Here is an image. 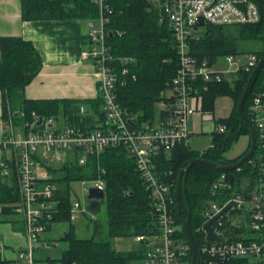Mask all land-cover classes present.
Returning <instances> with one entry per match:
<instances>
[{
	"label": "built area",
	"instance_id": "built-area-1",
	"mask_svg": "<svg viewBox=\"0 0 264 264\" xmlns=\"http://www.w3.org/2000/svg\"><path fill=\"white\" fill-rule=\"evenodd\" d=\"M146 1L157 3L161 21H167L172 30L178 56L175 76L167 93H162L166 97L162 102L163 117L137 123V116L130 115L117 100V87L125 85L129 78L135 79L130 73L135 59L111 55L107 36L112 32L106 27L111 10L105 0H92L99 14L96 19L87 20L88 48L82 53L93 64L102 96V117L94 116L95 127L71 126L35 112L31 113V120L25 121L26 113L21 108L11 110L7 106L0 137V169L3 178L16 182L18 200L14 213L23 224L25 236L24 246L17 255L19 260L33 264V252L58 211L57 186L51 182L49 169L56 164L64 167L71 161L85 167L89 157L98 159L105 149L121 146L133 161L150 205L147 231L134 237L142 257L132 264L191 263L190 244L174 216L175 180L171 178L172 171L162 167L161 159L170 160L177 146L190 148L188 118L194 112H202L201 88L207 91L212 83L232 84L239 72H250L259 59L247 52L217 56L210 62L197 59L190 45L199 40L207 26L258 23L260 9L252 0ZM248 113L256 131L257 146L244 163L256 168L255 183L250 186L251 178H244L239 191L226 173H221L209 184V199L201 209L202 223L195 227L199 238L196 264H264V90L253 95ZM214 131L225 133L226 126L217 123ZM96 166L93 178L78 180L81 196L86 197L88 206L93 200L88 199L90 188L105 193V170L98 161ZM240 168L235 170L238 172ZM230 202L234 204L204 228ZM87 208L78 200L73 201L71 221L78 212L82 215L88 212L89 220L94 221L95 212Z\"/></svg>",
	"mask_w": 264,
	"mask_h": 264
},
{
	"label": "trees",
	"instance_id": "trees-1",
	"mask_svg": "<svg viewBox=\"0 0 264 264\" xmlns=\"http://www.w3.org/2000/svg\"><path fill=\"white\" fill-rule=\"evenodd\" d=\"M21 17L24 21L33 20H89L98 17L99 8L92 0H20ZM111 10L107 30V45L114 57H133L135 64L125 85L117 87V100L130 115L137 116L138 122H154L163 117L162 108L157 110L155 104L165 102L162 93L170 87V82L177 70V52L175 40L167 21H161L159 11L151 8L146 0H105ZM260 9V21L252 25L207 26L198 41L190 45L191 53L197 59L212 62L217 56L225 54L254 53L258 59L264 55V8ZM242 42L262 45L260 50H246ZM39 53L30 41L20 37H0V92L2 94L3 117L7 106L12 110L19 107L26 113L24 120H31V113L42 117L53 116L71 126H88L94 128L95 117H102V96L100 93L93 101L76 100H27L24 90L36 77L42 67ZM239 72L233 83H212L207 91L201 88V110L213 112L214 101L221 96L232 98L234 105L227 119L215 121L226 126L225 133H212V140L202 151L185 148L182 145L174 148L170 160L161 159L163 168L172 171L175 180L173 194L177 186L178 175L191 159H203L221 165H232L249 150L250 142L244 153L236 158H227L226 152L240 135H249V128L237 114V104L242 96L251 74ZM264 90V68L260 72L250 95L244 104V113L249 118L248 107L256 92ZM105 170V206L107 215L106 236L101 238L100 224L97 219H87V226L93 223L94 233L85 238H77L71 222L72 202L70 200V182L93 178L96 163ZM52 173L51 182L60 186L55 191L57 213L53 222L70 223L62 239L68 244L60 262L62 264H132L142 257L141 248L130 252L114 250L112 240L119 237H135L147 231L150 223L149 199L131 158L124 147L107 148L98 159L89 157L87 166L81 167L75 161L62 167L56 176ZM221 173H226L236 190L244 178L250 179V186L255 183L257 170L249 168L246 163L240 171H221L201 164L193 165L186 176V199L180 190L179 203L182 218L189 214L190 229L195 243L199 238L195 227L202 223L201 209L208 196L209 184ZM65 184V188L61 185ZM18 200L15 180L10 181L1 175L0 169V207L3 214L12 213ZM175 211V206H174ZM175 219L180 223L174 212ZM184 237L182 233L179 234ZM0 264H8L0 254ZM233 264H245L237 262Z\"/></svg>",
	"mask_w": 264,
	"mask_h": 264
},
{
	"label": "crops",
	"instance_id": "crops-1",
	"mask_svg": "<svg viewBox=\"0 0 264 264\" xmlns=\"http://www.w3.org/2000/svg\"><path fill=\"white\" fill-rule=\"evenodd\" d=\"M21 16L20 0H0V37H20L30 41L42 61L39 73L24 90V98L96 100L99 94L98 76L92 62L82 57V53L88 48L87 21L80 19L24 21ZM233 106L235 105L232 98L221 96L215 99L213 112L202 111L191 114L188 118L191 139L194 135L195 137L207 135L211 143L215 121L227 119L232 113ZM15 107L14 110L20 109L18 103ZM209 120L213 121L211 129L207 122ZM205 124H209L207 131L204 130ZM3 127L0 92V137ZM50 173L52 177L51 170ZM15 208L12 213L3 214L0 207V254L8 264H29L17 257L24 246L25 236L23 224L14 213ZM71 222L77 238L81 239L82 230L89 231L90 227L85 223L84 215L81 213L78 212ZM69 224L51 223L41 236L39 247L33 252V264H62L60 259L68 248L62 237L66 234Z\"/></svg>",
	"mask_w": 264,
	"mask_h": 264
},
{
	"label": "water",
	"instance_id": "water-1",
	"mask_svg": "<svg viewBox=\"0 0 264 264\" xmlns=\"http://www.w3.org/2000/svg\"><path fill=\"white\" fill-rule=\"evenodd\" d=\"M256 2L257 4L261 5L264 8V0H252ZM200 24H203V20L200 19ZM256 67L252 70L248 82L245 86V89L242 93V96L237 104V114L239 117L243 120V122L247 125L249 128V139H250V148L249 150L242 156L240 160H238L236 163L232 165H221L219 163L215 162H210L207 160L203 159H191L188 164L180 170L179 175H178V180H177V186L174 191V199H175V209H176V214L179 218V221L181 223V230L185 234L190 247H191V252H192V257H191V263L190 264H196L197 261V255H198V250L194 240V237L192 235L191 229H190V220H189V214L187 213V216L185 218H182L180 214V203H179V193L180 190L183 192L184 199H186V176L190 168L196 164H201L205 166H210V168L216 169V170H221V171H232L235 170L236 168L240 167L246 160H248L255 152L256 146H257V135L255 128L250 121V119L246 116L244 113V104L246 102L247 97L250 95L251 90L253 89V86L260 74V72L264 68V55L259 59ZM41 118L38 121V124H40ZM88 199H93L91 200L89 206L87 209H89L92 212L98 211L99 207L101 204H104L105 202V193L102 190H99L97 188H90L89 189V194ZM98 199V200H97ZM233 202H230L227 206H225L215 217H212L209 221H207L204 224V228H207L217 217H219L222 213H224L231 205H233Z\"/></svg>",
	"mask_w": 264,
	"mask_h": 264
},
{
	"label": "rangeland",
	"instance_id": "rangeland-1",
	"mask_svg": "<svg viewBox=\"0 0 264 264\" xmlns=\"http://www.w3.org/2000/svg\"><path fill=\"white\" fill-rule=\"evenodd\" d=\"M149 6L151 8H156L159 11V7L157 6V3H155L154 5L149 4ZM202 28H205V26H202ZM241 47L246 49V50H260L262 48V45H260L257 42L254 43H247V42H242L241 43ZM87 49V48H86ZM168 90L165 91V94L167 93ZM155 107L157 110H160L162 108V103H157L155 104ZM210 124V129L213 128V124L211 120L207 121ZM209 124H205L204 125V130L207 131L209 129ZM250 142L249 139V135H240L238 137V139L236 140V142L231 146L230 150L226 152L225 156L227 158H236L238 156H240L242 153L245 152V150L248 147V144ZM210 145V139L208 138L207 135H201V137H194L192 139H190V148L193 150H198V151H202L204 149H206L207 147H209ZM52 168L54 170H56V176H58L59 174L63 173L62 172V166L59 164L53 165ZM61 185V184H60ZM70 186V200L71 202L78 200L79 203L87 208L88 206V200H86V197H82L80 190H81V185L78 181H72L69 184ZM61 187L65 188V184L61 185ZM106 206L105 204H101L98 211L95 212L96 215V219L98 220L99 224H100V233L99 236H101V238H104L106 236V231H107V215H106ZM84 221L86 223L87 219H90V215L88 214V212H85L84 214ZM87 224V223H86ZM90 228L89 231H87V229H85L84 231L82 230V236L81 238H85L87 236H90L94 233L93 231V223H89ZM85 233V234H84ZM112 245L114 250H116L117 252H130V251H134L138 248V243L135 241L134 237H119V238H114L112 241Z\"/></svg>",
	"mask_w": 264,
	"mask_h": 264
}]
</instances>
